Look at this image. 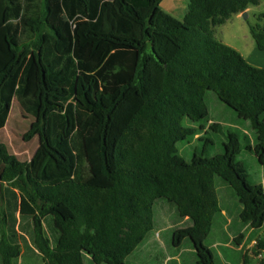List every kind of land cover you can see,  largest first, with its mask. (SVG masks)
<instances>
[{
    "label": "trees",
    "instance_id": "obj_1",
    "mask_svg": "<svg viewBox=\"0 0 264 264\" xmlns=\"http://www.w3.org/2000/svg\"><path fill=\"white\" fill-rule=\"evenodd\" d=\"M188 1L179 19L163 0H0V184L18 192L43 264H128L158 200L191 221L173 245L188 239L196 264H217L207 244L222 212L216 177L238 198L240 221L264 228V185L251 182L239 136L223 133L209 103L212 93L250 123L245 149L264 168V68L215 32L262 0ZM251 35L264 52V26ZM15 104L28 126L21 141L32 144L17 150L28 157L11 145L19 133L10 144L2 136ZM199 131L207 144L212 131L226 141L187 162L177 146ZM2 197L0 259L17 264L20 224ZM242 264H264V236Z\"/></svg>",
    "mask_w": 264,
    "mask_h": 264
},
{
    "label": "rangeland",
    "instance_id": "obj_2",
    "mask_svg": "<svg viewBox=\"0 0 264 264\" xmlns=\"http://www.w3.org/2000/svg\"><path fill=\"white\" fill-rule=\"evenodd\" d=\"M169 0H165L167 3ZM162 5V4H161ZM247 12V17L244 14L233 16L226 24L217 26L215 29L216 36L225 44L242 52L246 60L257 67L264 68V52L258 50L256 42L251 35V27L258 24L264 26V23L258 21V16L264 13V0L261 5L251 6ZM210 111L213 119L220 123L223 128V133L234 132L239 136L243 146V151L238 157L239 161L245 162L250 173V180L254 184L264 185V168L259 164L257 158L248 152L245 147L249 142L255 140L249 122L239 119L237 115L221 104L214 94L209 95ZM27 121L22 117L18 104H15L11 112L9 124L2 131V136L7 139L8 144L12 141L13 131L20 136L14 137L16 142L11 145L16 148L20 157H28V152L20 154L17 150L18 143L25 149H30V145L22 143L21 134H25L28 126ZM30 126V125H29ZM186 127L199 128V124L191 123L186 120ZM193 138L186 142L178 144V150L182 158L190 162L195 152L207 148L205 156L211 158L217 155L222 144L226 141V136L222 133H215L205 136L204 139L213 142V145L200 141L199 137L204 135L201 131ZM215 185L219 193L222 212L215 220L212 232L207 240L208 246L212 249L217 264H242L246 253L251 251L256 241L264 236V228L261 230H249L245 224L239 219L240 203L232 188L224 182L220 177L215 178ZM0 194L4 199L2 210L11 211L17 221L20 222V241L22 254L17 260V264H43L42 257L36 250L33 243L34 225L31 218H21L16 212V201L19 194L16 190L11 189L7 185L0 184ZM12 201L13 208L9 207V202ZM155 227L149 233L147 239L141 244L135 252L126 259L128 264H196V250L190 240L186 239L183 245L178 248L173 245V233L181 228H185L191 224L189 219H182L174 206L165 200H158L154 207ZM47 227V226H46ZM245 237L240 239L242 234ZM1 239V235H0ZM255 257L256 263L259 257ZM88 264H92L90 259H85ZM0 264H2L0 259Z\"/></svg>",
    "mask_w": 264,
    "mask_h": 264
},
{
    "label": "crops",
    "instance_id": "obj_3",
    "mask_svg": "<svg viewBox=\"0 0 264 264\" xmlns=\"http://www.w3.org/2000/svg\"><path fill=\"white\" fill-rule=\"evenodd\" d=\"M164 2H165V0H163V2H162V8L165 11H167L168 13L174 15L175 17H177L179 19H183L184 18L185 14L187 12V8H188V3H189L188 0H169L167 3H165V5H164ZM249 10H250V8L247 11H249ZM226 45H228V44H226ZM228 46H230V45H228ZM240 53L242 54V52H240ZM244 58H245V56H244ZM252 65H254V64H252ZM26 152H28V151H26ZM18 214L20 215V213H18ZM19 224H20V222H19ZM19 228H20V225L17 226V231L19 233L18 237H19V243L21 245ZM0 235H1V233H0Z\"/></svg>",
    "mask_w": 264,
    "mask_h": 264
},
{
    "label": "water",
    "instance_id": "obj_4",
    "mask_svg": "<svg viewBox=\"0 0 264 264\" xmlns=\"http://www.w3.org/2000/svg\"><path fill=\"white\" fill-rule=\"evenodd\" d=\"M243 14H244L245 17H247V12H244Z\"/></svg>",
    "mask_w": 264,
    "mask_h": 264
}]
</instances>
